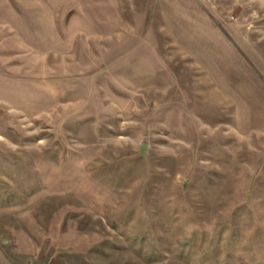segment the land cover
I'll return each instance as SVG.
<instances>
[{
  "label": "rangeland",
  "instance_id": "374dc122",
  "mask_svg": "<svg viewBox=\"0 0 264 264\" xmlns=\"http://www.w3.org/2000/svg\"><path fill=\"white\" fill-rule=\"evenodd\" d=\"M0 264H264V0H0Z\"/></svg>",
  "mask_w": 264,
  "mask_h": 264
}]
</instances>
